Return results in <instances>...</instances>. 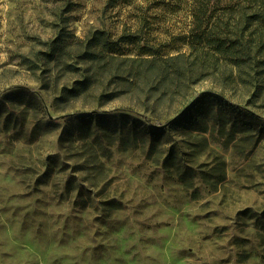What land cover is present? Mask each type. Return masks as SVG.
I'll list each match as a JSON object with an SVG mask.
<instances>
[{
    "label": "rangeland",
    "instance_id": "rangeland-1",
    "mask_svg": "<svg viewBox=\"0 0 264 264\" xmlns=\"http://www.w3.org/2000/svg\"><path fill=\"white\" fill-rule=\"evenodd\" d=\"M194 1L0 0V264H264V28Z\"/></svg>",
    "mask_w": 264,
    "mask_h": 264
},
{
    "label": "trees",
    "instance_id": "trees-1",
    "mask_svg": "<svg viewBox=\"0 0 264 264\" xmlns=\"http://www.w3.org/2000/svg\"><path fill=\"white\" fill-rule=\"evenodd\" d=\"M198 1L201 6H198ZM210 2V0H195L194 1V14L196 12H200L201 10H204L207 8V4ZM238 7L239 9H247L248 11L243 14V18L246 19L247 22L252 24V19H256L257 21L260 22L262 27L264 28V0H246V5H238L234 4L231 6V8H236Z\"/></svg>",
    "mask_w": 264,
    "mask_h": 264
}]
</instances>
